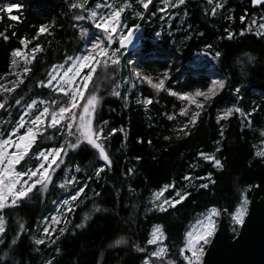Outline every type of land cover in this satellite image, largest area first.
I'll return each instance as SVG.
<instances>
[{
  "label": "trees",
  "instance_id": "obj_1",
  "mask_svg": "<svg viewBox=\"0 0 264 264\" xmlns=\"http://www.w3.org/2000/svg\"><path fill=\"white\" fill-rule=\"evenodd\" d=\"M159 1L153 0L144 9L139 0H106L117 3L119 9L129 5L122 12L126 32L137 27L145 31L136 52L118 50L120 96L110 95L112 83H103L97 93L93 126L103 127L105 135L112 133L103 141L112 166L100 160L90 146L78 153L67 149L65 133L47 129L44 135L52 139L39 136L32 151L37 146L40 151L64 146L67 155L47 192L36 195L35 190L29 195L31 199L3 210L0 264H44L48 258L51 264H144L154 249L147 241L156 225L162 226L165 234L164 264L169 260L187 264L180 249L198 215L213 207L227 209L232 215L244 196L250 198L256 185L264 196V157L257 155L264 151V34L250 28L255 19L264 17V2L253 7L251 0L212 4L208 0H185L174 9L175 18L167 29L159 19ZM78 2L83 0H0V101L4 94L11 99L5 103L8 110L0 115L7 122L5 132L19 120L16 99L24 104L37 99L52 102L55 93L44 86L52 69L84 51V25L76 21L80 10L72 7ZM97 3L104 5L105 0H87L85 6L93 8ZM217 4L221 7L213 15ZM41 26L44 32L39 31ZM37 45L39 52L33 51ZM24 46L32 60L27 72L15 76L11 53ZM115 48H119L117 43ZM201 57L206 61H200ZM249 57L253 59L249 61ZM165 73V88L160 92L147 84L128 90L123 83L126 74L155 80L163 79ZM213 77L222 80L224 88L205 101L194 124L189 122L191 117L183 119L179 95L206 90ZM14 84L13 91L3 90ZM144 99L152 102L146 105ZM235 107L244 115L234 112L228 119L219 120L225 110ZM201 153L214 155L222 168L203 161ZM31 162L37 164L35 159ZM99 168L104 171L97 177ZM68 174L74 182L65 189L67 196L79 188L84 192L60 226L66 229L64 234L60 236L57 230L51 238L55 243L35 245L43 219L65 192L59 184ZM185 176L192 179L186 181ZM209 176L214 183L200 188L201 183H208ZM165 185L174 186L168 196L177 191L188 195L167 211L149 212L151 195ZM81 223L84 227H76ZM237 229L231 223L233 236ZM14 238L17 243L12 244Z\"/></svg>",
  "mask_w": 264,
  "mask_h": 264
},
{
  "label": "snow or ice",
  "instance_id": "obj_2",
  "mask_svg": "<svg viewBox=\"0 0 264 264\" xmlns=\"http://www.w3.org/2000/svg\"><path fill=\"white\" fill-rule=\"evenodd\" d=\"M144 9H148L149 2H145V0H139ZM253 5L261 4L262 0H251ZM87 3V0H83V3L76 4L73 3V8H84V5ZM166 6L169 4V0H164ZM180 5L185 3V0H178ZM209 4H212V0H208ZM172 7H176V4H172ZM102 7L101 4L97 3L95 5V9H100ZM106 10V14H100L96 10H91L88 13L89 18L93 19V23L95 28L101 30L106 34L104 40L106 44L104 48H102L101 38H97L91 44V49H86L85 52L88 54H83L81 56H77L75 58L69 56L67 60L71 62V66L67 68V70L63 73V76L60 80L57 81L56 91L58 93H63V96H58L56 100L52 101V104H55V108L43 107L42 111L38 115H35L33 119L29 120L27 123L25 121V117L21 116L19 121L16 123V126L13 128L11 136L8 139H0V243L3 242V235L5 233V221L3 216V210L9 206H17L20 201L24 199H31L29 196L30 193H33V190H36V195L43 194L47 192L49 185L53 183L52 180V171H55V168H60V165L64 163L63 155H67L65 152V147L60 146L56 148H52L48 151H40L39 147L33 150V145L36 144L37 138L39 136H43L45 140L52 139L50 136H45L44 133L48 128H53L57 132L65 133V145L67 149H70L75 152H79L84 147H89L93 150H96L99 154V159L102 160L109 168L112 166V161L109 158V155L106 153L105 145L103 141L108 140V135L104 134L103 127L94 128L92 124L93 113L95 111L96 105L98 104V99L96 95L89 94L86 98L84 96V89H87L89 86V82L93 79V74L96 72V65L100 63V61H96V64H92L94 60V56L91 54L96 49H101L97 55L104 56H116L115 52L106 51V46L111 45L115 36L113 34L118 32L119 27H123V22L121 20V13L124 11V8L129 7V5L125 4L120 9H113L112 5L107 4L106 0L103 5ZM221 7L220 4H217L213 8V15H215L216 8ZM137 15H140L137 13ZM12 19H16L15 16ZM76 19L83 20L85 17L83 15H78ZM243 20V17L241 18ZM255 23V21H253ZM260 28L264 29V23L260 24ZM251 30V29H249ZM40 32H44V26H41ZM86 33H82L85 35ZM133 30L129 29L127 35H121L119 39V44L121 47L126 46L132 42ZM241 35L244 33L241 32ZM160 33H157L159 36ZM229 39L232 38V34H229ZM23 44L24 41L22 40ZM35 52L40 51L39 45L33 49ZM12 57L15 58L19 55L17 50H14L11 53ZM219 53H217V56ZM253 58L249 57V61ZM120 61L116 59L111 60L112 65L119 64ZM16 64L15 59H13V65ZM58 67L63 68L64 65H59ZM84 68H90V71L84 75L80 82H76V77L80 76V72ZM28 69L25 68V72ZM55 71V68L53 69ZM71 73V75H69ZM57 77L55 75L50 74V78L47 85L45 87L51 85L53 80H56ZM149 84H152V80L150 77H145ZM167 79V73L164 74V78L160 79L159 84H152V87L159 91L164 86V81ZM23 83V81H20ZM15 84L13 88H5L4 91L11 92L15 88ZM224 82L222 80H212L210 86L207 87V91L197 90L194 94H182L179 95V99L188 100L192 103L196 104L197 109H202L203 104L197 102L193 96L195 97H203L205 101H208L213 95L216 94L218 89L224 88ZM238 91V90H237ZM114 95H119V93H114ZM169 95H177V93L169 92ZM84 98L86 102L83 105L79 104V101ZM16 104H20L21 100L16 99ZM152 101L145 100L144 103L150 104ZM7 103V100L5 101ZM5 103H0V109L5 107ZM47 102L44 100L39 101V104L43 105ZM37 105V101L33 100L32 103L28 104V109H33L34 106ZM81 110L79 112L76 111L77 108ZM239 113L241 116L244 115L242 110L239 107L229 108L222 116L219 117V120L228 119L233 115V113ZM187 110L182 109L180 115H186ZM30 115V113H25V116ZM200 115L199 111L193 113L190 123L194 124L196 122V117ZM169 120L173 119L172 116L168 117ZM218 120V122H219ZM47 121V124L45 123ZM63 122V123H62ZM107 124V122H104ZM31 126H28V125ZM188 127V125H185ZM24 128L25 131L21 135L19 134L20 129ZM66 129V132H65ZM114 131V130H113ZM186 134V133H185ZM221 135L223 133L221 132ZM261 135L264 136V132H261ZM12 137H15L13 140ZM68 138H72L69 141ZM167 139V137H165ZM9 148L15 149L14 151L9 152ZM220 149L217 148V151ZM30 151H32V155H30ZM258 156L264 157V151L258 152ZM201 156L204 160L214 161V166L217 168H222L221 161L217 159L214 155H206L201 153ZM35 159L38 164L33 165L31 161ZM24 162L21 164V162ZM42 161V162H41ZM16 165H20V170H17ZM55 166V168L53 167ZM51 170V171H50ZM81 169L79 167L76 168V171L79 172ZM104 171V168H99L96 170V176L99 177L101 172ZM133 170L129 169L131 173ZM27 177V179H25ZM35 178V179H33ZM74 179V178H73ZM192 178L189 176H185L184 180L190 181ZM200 179H204L203 177ZM208 183H201L199 185L200 188L207 189L209 187V183H214L211 176L207 177ZM71 183V181H66L65 183L59 184L61 189L66 188V184ZM39 186V187H37ZM169 187H174L173 185H165L163 191H166ZM163 191L155 194V200L159 201L161 196L163 195ZM84 192V188H79L76 190L74 194L70 196V199L63 200V204L61 209H57V212H61L64 207L68 208V211L71 212L74 210L73 202L77 201V198L81 193ZM176 197H179L178 200H169L164 199L161 203L155 205L159 211L164 212L167 209L164 207L165 204L170 207H175L176 204L183 201L188 195L187 192L181 193L176 192ZM11 197V204H8V199ZM247 198L245 197L240 204V206L235 210V213L232 217L234 222L237 225H242L244 222V217L247 214ZM99 211V208L95 209ZM219 215L218 210L213 207L208 210L207 214L196 221V223L192 226V228L186 232L184 239V247L180 249V255L186 260L187 264H200L201 255L203 253V245L208 244L209 238L213 235L215 231V221L214 217ZM88 216L84 217L86 221ZM52 225L59 224L61 222L58 216L51 217ZM67 223V221H65ZM20 229L23 230L24 225H19ZM76 227H84V224H78ZM65 228L61 227L58 229L60 236H62L65 232ZM53 231H56L53 229ZM50 233V226H45L43 228V234L48 236ZM152 238H150L147 243L149 245L156 244L157 241H162L164 239V233L162 232V226H154L152 231ZM59 239V236L57 237ZM55 243V241H52ZM17 243L16 238L13 239L12 244ZM35 245H41L45 243L43 238H37L34 240ZM117 244L123 243V241H117ZM137 251H143V249H137ZM167 249L164 247H158L156 251L152 252L150 255L155 256L157 258L162 257L166 254ZM190 253V255H185V253ZM51 264V261H49ZM145 264H149L148 261H145ZM168 264H174L173 261L169 260Z\"/></svg>",
  "mask_w": 264,
  "mask_h": 264
},
{
  "label": "rangeland",
  "instance_id": "obj_3",
  "mask_svg": "<svg viewBox=\"0 0 264 264\" xmlns=\"http://www.w3.org/2000/svg\"><path fill=\"white\" fill-rule=\"evenodd\" d=\"M220 1L221 0H212V2H216V3H220ZM145 2H149V0H145ZM152 2H153V0H151V2H149V5ZM262 2H264V0H262ZM78 4H80V2H78ZM107 4L112 5L113 6V9H117V10L119 9L118 7L115 6V5H117V3L109 2ZM172 4H176V6H177L179 4L178 3V0H169L168 6L165 5L164 0H160L159 1V4H158V12H159V19L161 21V25L162 26L167 25L166 26L167 29H169V27L171 26L172 20L175 18V15H176V13L174 12V9L176 7H172L171 6ZM86 7L87 6L84 5V8L83 9L79 8L80 12L78 14V15H83L85 17V19L79 20V21L76 19V21H78L79 23H81L82 25H84L82 27L83 28V33H86L84 35L85 36V46H84V49H83L84 51L80 55H77V56H81L83 54H88V53L85 52V50L86 49H91L92 42H94L97 38H101L102 48H104V46L106 44V41L104 40V37L106 36V34L103 33L101 30L95 28L94 23H93V19L89 18V16H88L89 11H91V10H96L100 14H106L105 8L103 7V5H102V7L100 9H95V7H93V8H86ZM121 20H122V13H121ZM254 21H255V23L252 22L250 28L252 30H255L258 34H264V29H261L260 28V24L261 23H264V17L259 18V19H255ZM125 29H126V25L125 24H123V27H119L118 28V32L115 33V34H113L115 36V39L113 40V43L111 45H107L106 46V49L105 50L108 51V52H115L116 53V56H114V57H112V56H104V57H101V56L97 55V53L100 52L101 49H96L94 52L91 53L94 56V60L92 61V64H96V61L97 60L100 61V63L98 65H96V72L93 74V79L89 82L88 88L87 89H84V96H85V98L89 94H94L98 98L97 93H98V91L100 89L103 88V85H102L103 83H105V85H109V84L112 83V88L110 90V95H112V96H120L121 89H122L121 88L122 87V83H120V81H121V71H122V67H121V59H120V57L118 55L119 48H115V44L117 43V45H119V39H120V36L121 35H127V32L128 31L126 32ZM138 29L139 28L137 27V28H133L131 30H133V32L135 33ZM161 32H162V30L160 31V33ZM18 52H19V55L17 57H15L16 64L13 66V74L15 76L20 75L22 72H25V68L28 67V65L30 64V62L32 60V55L27 51V46H24V48L22 50L18 51ZM77 56H74L73 58H75ZM112 59H116V60L120 61V63L117 64V65H112L111 64V60ZM200 61H206V60H205L204 57H201ZM62 65H64L63 68L58 67L59 66L58 65V66L54 67L55 68V71H53L54 68L52 69V71H51L50 74L55 75L57 77V79L56 80H53L52 83H51V85L47 86V88H49L53 93H55V99L54 100H56L58 96H63V93H58L55 89L57 87V81L60 80V78L63 76V73L67 70V68L71 66V62H69L67 60ZM89 71H90V68H84V69H82L81 72H80V76L76 77V82H80L81 79H82V77L84 75H86ZM69 75H71V73H69ZM126 75L127 76L125 78V82H123V83H126L128 90H134L138 86L143 85V84H147V85H149V86L152 87V84H159L160 79H162V78H158V79H155V80L154 79H151L152 80V84H149L146 79H144L142 77H139L136 74H131V76L129 74H126ZM49 78H50V76H49ZM49 78H48V80H47V82H46L45 85L48 84ZM212 80H219V79H216L215 77H213ZM164 88H165V84H164L163 88L160 89L159 91H157V89H155V88H153V89L156 92H160ZM4 89H5V87L3 88V90ZM200 91H207V89L206 90H200ZM117 92L119 93V95H114V93H117ZM218 92H219V89L217 90L216 94ZM138 97H141V95H138ZM193 98L197 102L202 103L204 105L205 100H204L203 97H195V96H193ZM6 100H7V103L9 102V100L11 101L10 97L8 95H5L4 94L2 96V101H0V103H5ZM36 101H37V105L34 106L33 109H28L27 105L30 104V103L24 104L21 101L22 103H20V106L18 107V109H19V111H18L19 119H20L21 116H24L25 117V121L27 123L29 120L33 119L35 115H38L40 113V111H42L43 107H46V106L47 107H50V108H55L56 107V105L55 104H52V102L46 101L47 102L46 104L41 105V104H39V101H41V100L37 99ZM143 101H145V99ZM181 101H182V104H183L182 105L183 106V109H186L187 110V114L182 116L183 119H185V118L188 119V118L192 117L193 113H195L196 111L199 110V109L196 108V104L195 103H192V102H190L188 100H181ZM85 102H86V100L84 98H82L79 101V104L80 105H83ZM97 105H96L95 111L93 113L92 124H93V121H94V116H95V112H96V109H97ZM3 110H8V109H7V107H4V108L0 109V115H1V111H3ZM80 110L81 109L79 107L76 109L77 112H79ZM226 111L227 110H225V112ZM225 112H223V114ZM25 113H30V115L25 116ZM18 121L15 122V125L13 126V128L16 126V123ZM45 123L47 124V121ZM28 126H31V125L29 124ZM5 128H7V122H4L3 120H1V117H0V139H8L9 136H11V133L13 131V128L9 129L7 132H5ZM24 131H25V129L24 128H21L19 134L22 135L24 133ZM65 131H66V129H65ZM12 139L14 140L15 137H12ZM14 150L15 149H13V148H9V152L14 151ZM44 151H48V150H44ZM65 151H66V148H65ZM64 157L65 156L63 155V160H64ZM201 158H202L203 161H205V162H211L214 165V161L204 160L202 156H201ZM22 163H23V161L21 162V164ZM37 164H38V162H37ZM62 165L63 164H61L60 167ZM53 167L55 168V166H53ZM16 168H17V170H20V165H16ZM215 168L216 169H220V168H217V167H215ZM58 169L59 168H55V171H52V180L54 179V175H55V173H56V171ZM69 175L70 174H68L67 177H65V179L62 182V183H65L66 181H71V183H67L66 184V188H65L66 190L68 189L69 185H71L74 182L73 181V178H71ZM25 179H27V177H25ZM33 179H35V178H33ZM206 181H207V178H206ZM37 187H39V186H37ZM65 189L64 190L62 189L63 191H65L64 194H62L60 196V198H58V200L55 201V203H54V209L51 211V213L47 217H45L43 219V221L41 223V230L39 232V238H43L46 243H49V241H51V243H52V239L51 238L56 233V231L60 228V226L63 224L64 220H66V216L69 213L67 207H64L61 212H59V213L57 212V209H61V206L63 204V200L70 199V196L71 195L70 196H67L69 192H66ZM163 189L160 190V191L154 192L151 195V197L149 199V205H148L149 212H154V211L161 212V211L158 210L157 207H155V205L161 203L164 199H169V200H178L179 199V197H176V195H175L176 192L174 193L173 196H168V193L167 192L172 189L171 187H169L166 191H163ZM34 191H35V189L33 190V192ZM161 191H163V195L161 196V198H160L159 201H156L155 198H154L155 197V194H157V193H159ZM177 192H179V191H177ZM245 197L247 198V201H248V203H247V212H248L249 205H250V198L247 197V196H244V198ZM243 199H242V201H243ZM8 204L9 205L11 204V197H9V199H8ZM9 207H12V206H9ZM74 207H75V202H73V208ZM164 207L166 209L171 208L167 204H165ZM6 208H8V207H6ZM207 212L198 215L194 219V221L192 222V224L190 225L189 230L196 223V221H198L200 219H203V217L207 214ZM218 212H219V215L217 217H214V221H215V231H214V233L216 232V230L218 228L219 219H220V215H221V211L218 210ZM234 213L231 215V223H232V226H234V227H236V228L239 229L241 225H237L234 222V220L232 219ZM54 215L55 216H58V218H60L61 222L59 224L52 225L51 217L54 216ZM246 215H245V217H246ZM245 217H244V219H245ZM4 221H5V219H4ZM45 226H50V233H49L48 236H45L43 234V228ZM153 228L151 229V234H152ZM53 229H55L56 231H53ZM238 229L235 230V231L237 232ZM162 232H163V229H162ZM214 233H213V235H214ZM213 235L209 238L208 244L203 245V253L201 255L200 264L202 262V259H203L204 254L206 252V249L208 248V246H209V244H210V242H211V240L213 238ZM150 238H152V235H150ZM153 246H154L153 252L156 251L158 247H164V248H166V246H165V234H164V239L162 241H159L158 240L156 244H153ZM166 254H167V252H166ZM166 254H164L160 258H157L155 256H150V257L146 258L145 261H148L149 264H164L165 263V260L164 259H165ZM185 255H190V253H187L186 252ZM49 261L52 262V259L51 258H48V260L44 264H49ZM145 261H144V264H145Z\"/></svg>",
  "mask_w": 264,
  "mask_h": 264
},
{
  "label": "water",
  "instance_id": "obj_4",
  "mask_svg": "<svg viewBox=\"0 0 264 264\" xmlns=\"http://www.w3.org/2000/svg\"><path fill=\"white\" fill-rule=\"evenodd\" d=\"M144 34L143 28L138 29L132 42L124 47L119 44V50L136 52L143 43ZM230 227L231 213L224 209L201 264H264V196L258 185L251 192L247 215L236 236L232 235Z\"/></svg>",
  "mask_w": 264,
  "mask_h": 264
}]
</instances>
